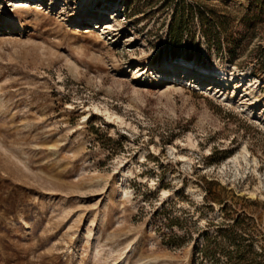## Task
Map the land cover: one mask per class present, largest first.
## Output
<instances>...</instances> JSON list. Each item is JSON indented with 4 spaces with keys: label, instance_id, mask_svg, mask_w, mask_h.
I'll return each instance as SVG.
<instances>
[{
    "label": "rangeland",
    "instance_id": "obj_1",
    "mask_svg": "<svg viewBox=\"0 0 264 264\" xmlns=\"http://www.w3.org/2000/svg\"><path fill=\"white\" fill-rule=\"evenodd\" d=\"M0 8V264H264V0Z\"/></svg>",
    "mask_w": 264,
    "mask_h": 264
},
{
    "label": "bare ground",
    "instance_id": "obj_2",
    "mask_svg": "<svg viewBox=\"0 0 264 264\" xmlns=\"http://www.w3.org/2000/svg\"><path fill=\"white\" fill-rule=\"evenodd\" d=\"M16 5H30L28 3H23V1H15ZM29 7V6H28ZM20 8V6H19ZM1 9V8H0ZM21 9V8H20ZM20 9L17 8L16 11H12V12H7L6 11V18L4 20H1L0 26L1 29H4V27H8L11 29H17V28H22L23 24H22V17L21 14L19 13ZM25 9V8H24ZM97 16H100L99 13H96ZM164 65H167V67H178V68H182L183 70H185L187 73L189 74H194L203 78H208V79H212L213 81L218 82V79L215 78V76H217L216 74H222L223 77H225L224 75V71L222 70L221 67H213L212 70L206 69V70H199V69H194L191 68L190 65L188 64H184L182 61L177 62V63H173V62H164ZM231 69L237 70L241 73V78L243 79L247 73L241 70H238V68H236L235 66H231ZM231 78H235V74L231 73L229 75ZM228 76V77H229ZM256 82H259V79L253 78ZM236 86V85H235ZM245 93H247V91H245Z\"/></svg>",
    "mask_w": 264,
    "mask_h": 264
}]
</instances>
